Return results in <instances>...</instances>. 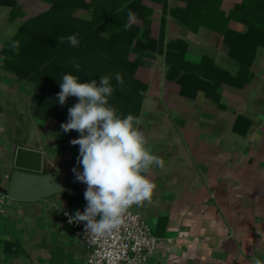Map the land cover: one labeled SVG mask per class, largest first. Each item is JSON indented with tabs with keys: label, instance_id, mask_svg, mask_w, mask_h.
<instances>
[{
	"label": "crops",
	"instance_id": "0c3cea01",
	"mask_svg": "<svg viewBox=\"0 0 264 264\" xmlns=\"http://www.w3.org/2000/svg\"><path fill=\"white\" fill-rule=\"evenodd\" d=\"M85 1L78 14L90 17ZM134 1L151 19L149 38L161 40V50L150 49L149 64L137 69L147 83L138 116L146 147L164 160L163 168L153 165L147 173L156 185L151 199L130 208L158 239L143 264H252L254 257L264 262V44H251L254 55L241 87L222 81L212 90V82L198 84L185 68L170 71L165 60L167 42L181 40L193 70L199 72L198 63L207 57L209 70L218 67L237 79L244 67L229 53L221 30L245 33L247 24L231 18L230 11L264 0H197L192 13H183L184 21L173 11L183 10L188 0ZM50 3L0 0V187L8 185L17 145L40 149L62 173L64 186L31 200L0 191V264H87L85 245L61 214L64 208L73 215L83 212L87 204V185L67 179L64 170L78 147L60 148L62 123L34 115L31 83L17 79L4 62L7 41L39 13L28 16V7L46 6L43 11Z\"/></svg>",
	"mask_w": 264,
	"mask_h": 264
},
{
	"label": "trees",
	"instance_id": "16d2710c",
	"mask_svg": "<svg viewBox=\"0 0 264 264\" xmlns=\"http://www.w3.org/2000/svg\"><path fill=\"white\" fill-rule=\"evenodd\" d=\"M50 2L45 10L19 26L3 50L6 67L17 79H25L32 84L30 100L34 115L42 119L52 118L60 123L68 121V109L78 102V98L69 96L66 104L61 105L57 94L61 91L59 84L62 76L72 74L82 83L92 79L99 83L100 77L109 76L113 93L108 97V106L115 109L118 117L131 114L138 118L147 83L138 76L137 69L149 64L150 49L161 50V40L156 42L149 38L151 19L145 14L146 7L134 0L126 3L120 0H89L87 6L91 8V16L84 17L78 14V10L86 7L85 0ZM196 2L188 0L183 10L173 11L174 15L179 16L176 18L184 21L183 13H192ZM262 9L264 5L261 4H236L229 16L244 21L248 26L247 31L242 34L226 27L221 30L224 41L230 45L229 53L238 60L240 69L244 67L235 75L237 79H232L218 67L209 70L208 65H212V62L207 57L198 63L199 72L193 70V64L184 58L185 47L181 40L167 42L165 60L170 71L185 68L184 74L196 77L198 84L201 81L212 82V90L222 81L241 87L246 81L241 75L251 64L254 55L251 46L264 44V17H258L264 11ZM129 11L134 14V19L129 17ZM186 24L194 27L189 21ZM73 34H78V46L70 45L66 39L64 42L59 39ZM73 61L80 64L79 71L73 67ZM117 73L123 78L122 85L115 79ZM78 138L79 133L75 130L68 133L62 130L57 135L60 148L64 151L72 145L71 140ZM74 146L78 147V151L64 164L67 179H75L73 168L79 170L81 166L77 163L79 145Z\"/></svg>",
	"mask_w": 264,
	"mask_h": 264
},
{
	"label": "clouds",
	"instance_id": "9594fccd",
	"mask_svg": "<svg viewBox=\"0 0 264 264\" xmlns=\"http://www.w3.org/2000/svg\"><path fill=\"white\" fill-rule=\"evenodd\" d=\"M128 15L135 18L131 11ZM59 39H66L74 47L79 45L78 34ZM73 67L79 71L81 66L73 61ZM115 79L123 84L119 73ZM59 86V104H66L69 96L78 98L68 109V121L61 124V129L64 133H79V138L70 143L79 145L77 163L83 171L73 168V172L76 181L87 185L86 207L69 217V223L86 222L85 231L96 236L111 234L122 226L132 206L151 199L156 185L147 173L153 165L163 168L164 160L146 147L138 118L131 114L118 117L108 106V97L113 93L109 76L100 77L99 83L95 79L82 83L77 76L64 74ZM252 264L264 262L254 257Z\"/></svg>",
	"mask_w": 264,
	"mask_h": 264
},
{
	"label": "built area",
	"instance_id": "2783aa9c",
	"mask_svg": "<svg viewBox=\"0 0 264 264\" xmlns=\"http://www.w3.org/2000/svg\"><path fill=\"white\" fill-rule=\"evenodd\" d=\"M61 214L75 237L85 245L87 264H143L157 248V237L135 210L129 209L122 226L104 236L86 232V222L69 223V217H74L69 209H61Z\"/></svg>",
	"mask_w": 264,
	"mask_h": 264
},
{
	"label": "water",
	"instance_id": "95a60500",
	"mask_svg": "<svg viewBox=\"0 0 264 264\" xmlns=\"http://www.w3.org/2000/svg\"><path fill=\"white\" fill-rule=\"evenodd\" d=\"M142 131V125H139ZM9 182L0 191L20 200L42 198L63 190L62 173L44 157L40 149L17 145L9 167Z\"/></svg>",
	"mask_w": 264,
	"mask_h": 264
},
{
	"label": "rangeland",
	"instance_id": "374dc122",
	"mask_svg": "<svg viewBox=\"0 0 264 264\" xmlns=\"http://www.w3.org/2000/svg\"><path fill=\"white\" fill-rule=\"evenodd\" d=\"M46 6H40V7H32V6H29L28 7V16L30 15V14H32L33 12H36V11H39L40 12V10H42L43 8H45ZM18 8V7H17ZM45 10V9H44ZM34 16V15H33ZM32 17V16H31ZM32 85V84H31ZM31 85H30V95H31Z\"/></svg>",
	"mask_w": 264,
	"mask_h": 264
}]
</instances>
